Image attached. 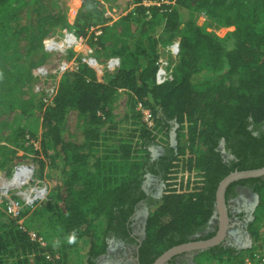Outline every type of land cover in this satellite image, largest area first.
I'll return each instance as SVG.
<instances>
[{
  "label": "trees",
  "instance_id": "16d2710c",
  "mask_svg": "<svg viewBox=\"0 0 264 264\" xmlns=\"http://www.w3.org/2000/svg\"><path fill=\"white\" fill-rule=\"evenodd\" d=\"M16 1L0 0V38L5 19L15 14ZM142 1L133 0L134 8L121 19L127 23V40L107 48L109 55L121 57L119 70L103 80L81 63L77 71L63 74L54 104L42 115L44 132L36 150L41 171L48 166L61 174L53 190V225L61 237H91L85 264H100L113 237L130 238L132 216L147 197L143 186L149 175L159 176L164 188L149 211L139 264H152L174 246L214 237L217 229L197 235L205 232L215 214L220 182L234 171L264 167V0H175L176 5L149 7ZM179 6L221 19L225 11L224 21L235 26L229 35L232 46L193 19H183ZM92 14L79 13L80 33L94 23ZM159 18L174 35L172 41L180 37L181 45L174 79L160 85L158 51L151 37L144 40ZM61 23L73 27L64 19ZM99 24L102 32L92 44L105 49L115 24L103 19ZM130 25L139 33H131ZM206 71L217 78L209 79ZM15 76L18 80L22 74ZM120 90L128 93L127 111L117 119L112 108ZM140 101L153 109L148 124L136 109ZM7 104L22 114L35 107L19 99ZM72 110L81 121L75 141L64 136ZM174 128L176 145L171 142ZM24 136L19 128L11 142L17 146ZM0 149V170L9 171L22 156L15 147ZM154 149L160 153L155 155ZM244 185L259 196L256 211L261 214H254L248 225L250 237L256 238L264 219V175L232 182L227 202ZM100 218L106 226L98 233L95 221ZM243 251L219 244L202 251L195 264H243ZM54 253L48 259L18 219L0 227V264H68L66 252Z\"/></svg>",
  "mask_w": 264,
  "mask_h": 264
},
{
  "label": "rangeland",
  "instance_id": "374dc122",
  "mask_svg": "<svg viewBox=\"0 0 264 264\" xmlns=\"http://www.w3.org/2000/svg\"><path fill=\"white\" fill-rule=\"evenodd\" d=\"M171 3L176 5L175 0ZM14 5L16 7L15 14L5 19V27L0 38V147L8 145L17 149L18 155L22 156L15 164L17 165L32 160L39 161L41 158L36 154V150L40 149L41 146L44 132L42 115L48 106L44 101V92H39L37 89L42 80L35 76V70L44 65L55 67L57 62L64 58L78 60V58L80 59L79 54L85 53V50L102 61L110 57V51L107 48L111 45L123 44L128 38V34L124 33L127 23L121 21V19L134 8L135 3L133 0H17ZM179 10L183 19H193L197 25L202 26L208 32H212L225 40L227 39L228 46H232L233 42L229 35L235 29V26L226 24L223 19L227 15L225 11L222 13L223 17L221 19L210 16L204 11H195L184 6H179ZM91 11L93 13L91 21L94 23L85 27V34L80 33L83 24L81 20H78L79 13L85 12L87 14ZM62 19L66 20L70 26L77 28L78 34L84 38V48L82 50H69L65 53H52L46 50L45 46L50 38L63 37V31L68 26L61 25ZM102 19L109 24H115L114 28L109 30L107 34L105 49H100L101 46L98 44H92V39L95 41L97 36L101 34H99V31H101L99 23ZM130 28L131 33H139L133 25H130ZM173 36V34L166 31L164 19L159 18L150 24L146 35H144V40L151 37V44L155 46L159 54L161 50L169 46ZM174 63L176 65L178 59L174 60ZM19 73L22 76H19L16 80L17 76L15 74ZM106 74L108 73L98 77L105 80ZM205 74L211 80L217 78L211 71H206ZM30 75L33 76L31 81L28 79ZM47 82L45 80V83ZM12 99L32 102L35 107L30 113L22 114L19 110L10 109L7 103ZM127 99L128 93L126 91L121 90L118 92L112 108L115 118L120 119L126 113ZM80 123L78 112L72 110L68 116L67 128L64 133L66 140H76ZM19 128L25 130L26 136H24V140H19V145L14 146L15 144L11 142V139L15 138V132ZM154 153L158 155L160 150L154 149ZM14 166L9 171L0 170V179L1 177L11 179ZM40 173L50 181L51 199L41 205L25 210L22 214L23 224L44 236L47 242L46 250L50 253L55 252L54 254L59 256L62 252H66L68 254V264H85L91 245V237L81 239L69 235L61 237L53 225L55 212L53 190L61 181V174L57 170H51L48 166ZM153 182L152 178L148 176L144 181V187L151 190L154 188ZM255 214L258 216L261 211L258 209ZM11 220L12 218L6 212L4 202L0 201V227L10 223ZM105 221L104 218L95 221L98 233L105 228ZM251 238L249 236V241ZM117 244V241L110 239L108 250L112 248L116 251L120 250L121 247ZM49 246L53 248L52 252L48 249ZM249 246L250 242H246L242 245L238 244L237 248L245 250ZM199 253L196 252L195 258H191L190 264H193V261L195 264L196 261L202 259ZM116 259L117 257L112 254L105 253L99 258V263L116 264ZM179 260L181 264H189L184 258L180 257ZM125 264L133 263L127 262Z\"/></svg>",
  "mask_w": 264,
  "mask_h": 264
},
{
  "label": "built area",
  "instance_id": "2783aa9c",
  "mask_svg": "<svg viewBox=\"0 0 264 264\" xmlns=\"http://www.w3.org/2000/svg\"><path fill=\"white\" fill-rule=\"evenodd\" d=\"M171 3L168 0H143L145 6ZM101 31H99V34ZM98 34V33H97ZM53 40L55 42H64L66 51L82 50L84 48V38L80 36L74 27L66 28L63 31V37L50 38L46 43V50L52 53L60 52L56 47L48 48V43ZM58 44V43H57ZM88 49V48H87ZM181 45L180 37H176L168 47L161 50L157 59L156 83L164 84L174 79V60H177L180 54ZM80 59H61L55 67L41 66L35 70V76L39 77L42 82L37 86L39 92H44V101L47 106L54 104L61 77L64 73L77 71L81 63L87 64L95 70L98 76H104L105 73L114 74L121 67V57L112 55L104 61L96 56L85 53L79 54ZM45 80L48 82L45 83ZM121 91V90H120ZM137 111L141 114L142 122L148 124L154 117L153 109L146 105L143 101L138 102ZM41 165L38 160H32L28 163H20L14 166L12 178L18 174L19 179L15 184H7L8 178L0 179V201L4 202L7 214L18 219L23 231H25L30 240L39 244L45 250L48 259H52L53 254L46 250L47 242L43 235L39 232L24 226L22 214L25 210L41 205L51 199L50 181L40 173ZM58 256V255H57ZM243 264H264V219L258 223V237L251 238L250 246L241 254Z\"/></svg>",
  "mask_w": 264,
  "mask_h": 264
},
{
  "label": "flooded vegetation",
  "instance_id": "af4514ba",
  "mask_svg": "<svg viewBox=\"0 0 264 264\" xmlns=\"http://www.w3.org/2000/svg\"><path fill=\"white\" fill-rule=\"evenodd\" d=\"M149 177L152 178V181H154V188L147 190L143 186L147 197L136 207L135 213L132 216V232L130 234L131 239L113 237V239L118 242L117 245H119L121 249L117 251L116 249L113 250V248L111 250H107V253L117 257L116 264H125L127 262L139 264V257L137 254L140 243L145 236L146 222L149 211L151 210V206H153V202L161 197L164 188L163 181L159 176L149 175ZM258 205L259 196L253 191L252 186H238L235 189V194L227 202L229 223L227 234L220 244L237 247L238 244L242 245L246 242H249L250 234L248 231V225L249 223L253 222L254 214ZM220 225L221 218L220 214L217 212V214H215V216L210 220L205 232L199 233L197 237L200 235H205L208 232L215 231L216 229L218 232ZM196 252H200L199 254L202 253V251L197 249L185 251L173 256L166 264H181L179 260L180 257L184 258L190 264L191 258H195Z\"/></svg>",
  "mask_w": 264,
  "mask_h": 264
},
{
  "label": "water",
  "instance_id": "95a60500",
  "mask_svg": "<svg viewBox=\"0 0 264 264\" xmlns=\"http://www.w3.org/2000/svg\"><path fill=\"white\" fill-rule=\"evenodd\" d=\"M171 142L173 145H176L177 143L175 128L172 131ZM263 175H264V167H261L258 169H251V170L234 171L230 173L228 176H226L220 182L218 189H217L215 214H217V212L220 214L221 225L216 235L210 239L192 241V242L183 243V244L174 246L170 248L169 250L165 251L162 255H160L152 264H166L173 256L179 253L189 251V250H195V249L199 251H205L211 247H214L220 244L224 240L227 234L228 223H229L228 207H227V201H226L227 187L234 181L244 179V178L259 177Z\"/></svg>",
  "mask_w": 264,
  "mask_h": 264
},
{
  "label": "bare ground",
  "instance_id": "6f19581e",
  "mask_svg": "<svg viewBox=\"0 0 264 264\" xmlns=\"http://www.w3.org/2000/svg\"><path fill=\"white\" fill-rule=\"evenodd\" d=\"M51 47H54V48L56 47V49L60 52H66V46H65L64 42H55V41L51 40L48 43V48L50 49ZM18 179H19L18 174H16L11 180H9L8 183L5 182V186L7 184H15Z\"/></svg>",
  "mask_w": 264,
  "mask_h": 264
}]
</instances>
